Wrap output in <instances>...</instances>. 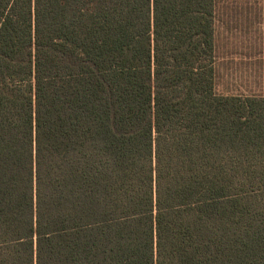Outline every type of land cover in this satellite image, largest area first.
<instances>
[{
    "label": "trees",
    "instance_id": "16d2710c",
    "mask_svg": "<svg viewBox=\"0 0 264 264\" xmlns=\"http://www.w3.org/2000/svg\"><path fill=\"white\" fill-rule=\"evenodd\" d=\"M217 0H0V264H264V97L217 92Z\"/></svg>",
    "mask_w": 264,
    "mask_h": 264
},
{
    "label": "rangeland",
    "instance_id": "374dc122",
    "mask_svg": "<svg viewBox=\"0 0 264 264\" xmlns=\"http://www.w3.org/2000/svg\"><path fill=\"white\" fill-rule=\"evenodd\" d=\"M217 92L264 97V0H217Z\"/></svg>",
    "mask_w": 264,
    "mask_h": 264
}]
</instances>
